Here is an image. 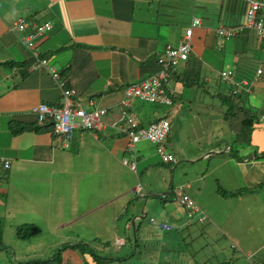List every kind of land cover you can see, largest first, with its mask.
<instances>
[{
    "label": "crops",
    "instance_id": "0c3cea01",
    "mask_svg": "<svg viewBox=\"0 0 264 264\" xmlns=\"http://www.w3.org/2000/svg\"><path fill=\"white\" fill-rule=\"evenodd\" d=\"M0 3V159L10 161V168L0 167V264H38L40 260H49L46 264H206L198 262V253L181 260L168 252L170 246L173 249L187 238L180 237L183 229L196 226L208 236L215 218L212 200L218 192L210 196L205 193V175L218 168L216 164L210 169L213 162L218 163L230 152L232 145L212 148L214 151L201 159L210 154L219 158L211 156L202 177L186 184L176 178L179 168L175 151L183 142L194 140L190 133L196 132L199 123L208 117V110H228L219 97L225 85L237 103L253 109L264 107V60L258 58L264 53V40L246 25L248 0ZM259 15L264 18V6ZM21 18L29 26L17 33L13 26ZM194 18H199L201 24L192 33L188 60L180 61L169 79V86L175 90L173 105L163 108L133 99L132 108L127 110L144 126L162 118L170 120V133L163 145L176 161L164 162L150 141L129 148L128 138L117 128L123 119L120 102L128 84L161 71L159 56L168 45L180 44ZM45 22H51L52 29L38 37L33 49L27 48L20 37ZM221 27L238 28V32L219 45L217 30ZM38 60L46 61V65L34 67ZM50 68L63 73L67 86L76 90L74 99L86 104L91 100L109 109L102 119L104 126L78 130L70 149H62L52 128L39 126L32 111L40 103H61L62 90L52 79ZM226 69L234 71L233 79L238 83L235 92L229 91L232 84L221 81V72ZM198 89L205 95L198 96ZM210 89L218 91L219 104L204 101L208 94L213 97ZM213 116L227 123L223 116ZM262 138L263 132L255 129L252 144L244 145L250 154L247 160L226 155L227 163L235 162V170L240 171V182L213 175L217 187L231 192L245 189L249 195L256 192L255 186L264 184ZM199 156L188 157L189 162ZM133 161L135 169L131 167ZM178 186H183L198 204L199 219L190 221L193 217L188 216V210L171 196L170 191ZM223 203V199L217 202L215 211L226 220ZM148 217L152 224L144 226ZM28 225L40 231L29 237ZM219 233H215L218 240L230 238ZM225 246L221 242L219 252L214 251L203 261H264V240L251 242L237 237L231 241L229 255ZM32 247L37 248L36 253H32L36 250ZM139 252H144L143 258H136Z\"/></svg>",
    "mask_w": 264,
    "mask_h": 264
},
{
    "label": "built area",
    "instance_id": "2783aa9c",
    "mask_svg": "<svg viewBox=\"0 0 264 264\" xmlns=\"http://www.w3.org/2000/svg\"><path fill=\"white\" fill-rule=\"evenodd\" d=\"M264 6V0H250L247 11L248 28L256 30L258 36L264 40V18L259 15L260 10ZM201 24L199 18H194L192 26L187 29L186 35L181 43L173 47L168 45L163 55L159 58L161 71L151 74L146 79L138 83L128 85L122 97L120 104L123 106V117L126 122L119 126V129L126 135L129 140V148H133L138 142L146 140L157 146V151L164 162H174L175 157L167 153L164 148V142L170 132V122L168 119H159L144 126L142 121L127 110L132 108L133 98L151 103H160L170 105L175 97V90L167 83L169 81L171 68H174L180 61L186 60L191 51V36L194 32V27ZM28 21L24 18L18 19L13 30L25 32L28 29ZM51 22L36 25L34 30L28 35L20 37V40L29 49H33L39 36L43 35L52 29ZM238 29L221 27L217 30V43L221 45L224 39L231 38ZM37 55V54H35ZM46 61L38 60L34 67L45 66ZM262 70L259 69L258 73ZM49 73L53 80L62 88L65 87V81L61 72L56 68H50ZM233 69H226L221 72L222 80L228 84H232V91L238 86V83L233 79ZM247 84V81H243ZM73 90L64 88L62 105L49 106L41 103L35 106L32 111L37 115V120L40 125H44L48 121L52 122L54 132L63 140L62 146L68 147L69 141L73 139V134L76 129L91 130L102 126V118L108 113V108L96 107L91 101L88 108L78 105L72 99ZM129 163V160H125ZM7 169L10 167L9 160L0 159V167ZM132 169L136 168V162H131ZM1 186V183H0ZM179 198V202L188 210L189 217H195L200 208L198 204L185 192L183 186H178L172 191V195ZM165 197V195H163ZM256 264H264V261Z\"/></svg>",
    "mask_w": 264,
    "mask_h": 264
},
{
    "label": "rangeland",
    "instance_id": "374dc122",
    "mask_svg": "<svg viewBox=\"0 0 264 264\" xmlns=\"http://www.w3.org/2000/svg\"><path fill=\"white\" fill-rule=\"evenodd\" d=\"M225 12V11H224ZM223 12V13H224ZM258 58H261L264 60V53L261 54ZM264 66V64L262 63ZM222 83V82H221ZM224 83V82H223ZM226 86V85H225ZM224 86V87H225ZM203 89V88H202ZM208 89V88H204ZM204 91V90H203ZM203 91H200L199 89L196 91L197 95L201 97L205 95ZM222 92V94H228V89L226 88ZM210 94L213 95V97H209L204 101H206L208 104H219L220 100H217L218 97V91L209 90ZM146 103V102H145ZM82 105H86V102H82ZM165 108V106H161ZM257 114L264 113V107L257 105V109H253ZM208 114V123L207 118H204L202 123H199L196 132L190 133L192 137H194V142H189L188 140L182 143V147L180 149H177L175 151V154L177 156L178 160V168L177 171L178 174L176 175V178H181L182 180L179 183L186 184V181H190V179H199L204 174L203 172L208 167V162H211V156H214L216 158H219V155L216 154H210V156L201 159L205 154L208 152L214 151V147L216 146H224V144L229 143L233 147H235L234 138L236 130L233 129L230 126V123H226L224 120H218L216 119L213 114H217L218 116H223L225 118L226 111L223 109L218 112V109L215 108L214 110H208L206 112V116ZM241 114V113H240ZM258 115V120L255 122V129L261 130L264 134V116ZM226 120V119H225ZM174 126H176V122H174ZM172 134H174V129L172 130ZM179 134V133H178ZM179 135H185V134H179ZM262 142H264V138H262ZM239 150V155L241 159L247 160L250 158V154L247 153V147L244 145H237ZM236 146V147H237ZM202 153V154H201ZM200 154V156L194 161L189 162L190 160L188 157L195 156ZM226 155H233L232 152H228L227 154H224L222 158H220V161L213 162L211 164V167L218 166V168H215L210 175L206 173L205 175V183H206V190L205 193H208V196L215 195L218 187L217 182L213 179V175L223 176L224 178H228L230 180L239 181L237 174L240 173V171L237 169L235 170V162L230 161L227 163ZM176 159V157H175ZM164 168H168L167 166H164ZM240 178V177H239ZM178 182V181H176ZM240 182V181H239ZM199 181L196 182L195 186H199ZM222 187V186H220ZM251 188V186H249ZM186 188V187H185ZM223 188V187H222ZM256 192L254 194L246 195L247 190L240 189L242 198H238V195L235 196H229V197H223L221 194H217V197L212 200V207L214 209L213 214L215 215V218L213 217L210 226L211 230L208 231V236L203 235L201 233V230L193 226L191 229H183L181 231L180 237L187 236L185 240L181 239L182 243L184 242V245L179 242V244H175L173 246H170L171 251L168 252L169 256H172L174 258H179L182 260L183 258L194 257L197 253L196 259H198V262H203L208 264L207 261H203L205 257H209L213 254V252H219L221 242H224L227 244L225 246V252L227 255H229L232 252L231 248V241L233 239H236L237 237H244V240H252L260 241L264 240V184L258 188V186H255ZM261 188V189H260ZM224 189V188H223ZM260 189V190H258ZM218 192V191H217ZM254 195V196H253ZM195 197H197V194H195ZM224 200L226 203L222 204L223 207V216H225L226 220L222 218V216L215 211L218 206L217 202H220L221 200ZM54 205V199L52 200L51 207ZM221 208V207H220ZM243 208V210H242ZM53 211V209H52ZM54 212V211H53ZM58 213V212H57ZM200 214V213H199ZM62 216L64 217V214L62 213ZM197 216L190 218V221H195ZM198 218V217H197ZM199 219V218H198ZM152 224L150 221V218L144 222V226L146 224ZM143 226V227H144ZM217 226L218 228H216ZM221 234H220V233ZM215 233H219V235H223V233L227 234L230 238L222 237L221 240H218L219 237L215 236ZM23 234V232H22ZM196 239V240H194ZM220 241V242H218ZM235 241V240H234ZM193 243L192 245H187L186 243ZM82 243V242H81ZM83 244V243H82ZM202 247V248H201ZM150 248V247H149ZM32 253L37 252V248L32 247ZM142 249L145 252V246L142 243ZM199 249V250H198ZM144 252H140L139 255H136V258H143L141 255ZM38 255V254H36ZM214 255V254H213Z\"/></svg>",
    "mask_w": 264,
    "mask_h": 264
},
{
    "label": "trees",
    "instance_id": "16d2710c",
    "mask_svg": "<svg viewBox=\"0 0 264 264\" xmlns=\"http://www.w3.org/2000/svg\"><path fill=\"white\" fill-rule=\"evenodd\" d=\"M247 77L251 78L250 75H248ZM221 81L224 82L222 80V76H221ZM225 89H226V86L224 87V90ZM224 90L221 91L220 96L223 99V101H225L226 105L228 106L225 119L228 122V124L230 123V126L236 130L234 143L236 146L239 144L240 145H251L252 144V134H253V131L255 130V122L258 120L259 114H257L253 110V108H248V107H245L241 103H237L234 97L230 94V92L228 94H224V93L222 94V92H226ZM156 104L163 105L160 103H156ZM48 126H50V124H48ZM236 146L235 147L232 146L230 152H232L233 155L236 156L237 158H241L240 155L238 154L239 153V150L237 149L238 146L237 147ZM260 153H261V156L264 157V150H262ZM217 191L223 197H229V196L241 194L240 191L231 192L226 189H223L220 186L218 187ZM26 229H30V231H28L29 237L33 236V234L38 233L40 231L38 228H36V226L33 227V226L28 225V228ZM26 229L24 228L22 230L21 228L22 231H26ZM21 230H20V233L22 232ZM139 247L140 246L138 243L137 249H139ZM139 254L140 252L135 255H139ZM56 259L60 260L61 257L58 256ZM36 263L46 264V263H49V260H42V261L40 260V261H36Z\"/></svg>",
    "mask_w": 264,
    "mask_h": 264
},
{
    "label": "clouds",
    "instance_id": "9594fccd",
    "mask_svg": "<svg viewBox=\"0 0 264 264\" xmlns=\"http://www.w3.org/2000/svg\"><path fill=\"white\" fill-rule=\"evenodd\" d=\"M249 2H250V0H248V8H249ZM0 7H1V3H0ZM262 10V9H261ZM261 10H260V12H261ZM247 11H248V9H247ZM259 12V13H260ZM261 16V15H260ZM44 24V23H43ZM197 27V26H196ZM13 28H14V26H13ZM195 28V27H194ZM227 28H234V27H227ZM236 29V28H235ZM238 29V28H237ZM16 32V31H15ZM238 32V31H237ZM236 32V33H237ZM235 33V34H236ZM234 34V35H235ZM233 35V36H234ZM232 36V37H233ZM183 39H184V37H183ZM182 39V40H183ZM181 43V42H180ZM179 45V44H178ZM177 45V46H178ZM172 46V45H171ZM174 47V46H173ZM191 49H192V43H191ZM163 52H165V49L163 50ZM191 52V51H190ZM163 54H161L160 56H159V58L162 56ZM189 55H190V53H189ZM35 57H37L38 58V56H35ZM189 57V56H188ZM159 58H158V61H159ZM186 60H188V58L186 59ZM186 60H182L183 62L184 61H186ZM181 61V62H182ZM179 66V64L177 65V66H175L174 68H171V69H176L177 67ZM161 67V66H160ZM60 71V70H59ZM61 72V71H60ZM61 74H62V77H64V75H63V73L61 72ZM52 77V76H51ZM147 78V77H146ZM146 78H143V79H146ZM53 79V78H52ZM64 79V78H63ZM142 79V80H143ZM65 81V80H64ZM55 82V81H54ZM140 82V81H139ZM56 83V82H55ZM136 83H138V82H136ZM57 84V83H56ZM130 84H132V83H130ZM130 84H128V85H130ZM127 85V86H128ZM57 86H59L58 84H57ZM126 86V87H127ZM60 87V86H59ZM125 87V88H126ZM61 88V90H62V100H63V92H64V88H66V89H69V90H73L74 91V94H72V99L74 100V101H76V103L78 104V105H82V102H80V101H78V100H76V99H74V96L76 95V90L75 89H73V88H71V87H69V86H67V82L65 81V87L64 88H62V87H60ZM125 90V89H124ZM231 91H232V89H230ZM123 97V96H122ZM62 100H61V103L59 104V105H50V104H47V103H44V104H47V105H49V106H60V105H62ZM122 100V99H121ZM90 102H91V100L90 101H87V104L86 105H82L83 107H86V108H88V107H90L89 106V104H90ZM93 103H94V101H92ZM148 103H151V102H148ZM173 103H174V97H173V102H172V104H170V105H164V106H171V105H173ZM41 104V103H40ZM39 105V104H38ZM94 106H96L95 105V103H94ZM120 106H121V110H122V114H123V106L120 104ZM96 107H99V106H96ZM105 108V107H104ZM108 112H109V109H108ZM108 114V113H107ZM106 114V115H107ZM36 115V114H35ZM105 115V116H106ZM104 116V117H105ZM123 116V115H122ZM36 117H37V115H36ZM103 117V118H104ZM102 118V119H103ZM163 119V118H162ZM164 119H168V118H164ZM169 120V119H168ZM37 122V124L39 125V126H45V125H47L48 126V124H50V127L52 128V131H53V133L58 137V135L54 132V129H53V124H52V122H50V121H48L47 123H45L44 125H40L39 123H38V120L36 121ZM169 122H170V120H169ZM123 123H125V122H122L121 124H123ZM121 124H119L118 126H117V128L119 129V126L121 125ZM170 125H171V122H170ZM104 126V124H103V122H102V126L101 127H99V128H95V129H101L102 127ZM95 129H91V130H95ZM170 129H171V127H170ZM78 130H84V129H76L75 130V132H74V134H73V139L72 140H70L69 141V145H68V147H63L62 146V143H63V140H61V138H59L60 139V147L62 148V149H70L71 148V146H72V143H73V140H74V138H75V135H76V132L78 131ZM119 131H120V129H119ZM170 133V132H169ZM169 135V134H168ZM10 168V167H9ZM8 169V168H7ZM1 183V182H0ZM1 187V186H0ZM175 189V188H174ZM174 189H172L170 192H171V196H173L172 195V191L174 190ZM186 192V191H185ZM187 193V192H186ZM165 197H167L166 195H165ZM165 197H163V198H165Z\"/></svg>",
    "mask_w": 264,
    "mask_h": 264
},
{
    "label": "bare ground",
    "instance_id": "6f19581e",
    "mask_svg": "<svg viewBox=\"0 0 264 264\" xmlns=\"http://www.w3.org/2000/svg\"><path fill=\"white\" fill-rule=\"evenodd\" d=\"M172 70L173 69H171V71H170V76H171V72H172ZM170 76H169V79H170ZM169 85V81H168V83H167V86ZM228 85H231V84H228ZM237 91V90H236ZM233 92H235V90H233ZM133 99H136V100H138V101H142V100H139V99H137V98H133ZM142 102H145V101H142ZM128 113H130L129 111H128ZM122 122H126V119L123 117V119L121 120ZM168 153V152H167ZM175 162V161H174ZM174 198L176 199V200H180L179 198H176V196H175V194H174Z\"/></svg>",
    "mask_w": 264,
    "mask_h": 264
},
{
    "label": "water",
    "instance_id": "95a60500",
    "mask_svg": "<svg viewBox=\"0 0 264 264\" xmlns=\"http://www.w3.org/2000/svg\"><path fill=\"white\" fill-rule=\"evenodd\" d=\"M134 223V222H133Z\"/></svg>",
    "mask_w": 264,
    "mask_h": 264
}]
</instances>
